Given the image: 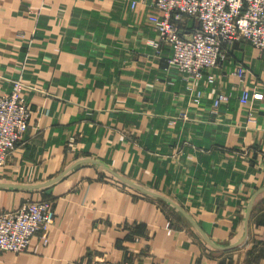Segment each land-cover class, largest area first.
Here are the masks:
<instances>
[{"label":"crops","instance_id":"crops-1","mask_svg":"<svg viewBox=\"0 0 264 264\" xmlns=\"http://www.w3.org/2000/svg\"><path fill=\"white\" fill-rule=\"evenodd\" d=\"M154 3L0 0V96L19 82L30 111L0 212L54 213L46 243L0 264H264V57L226 45L192 80L166 62Z\"/></svg>","mask_w":264,"mask_h":264},{"label":"built area","instance_id":"built-area-1","mask_svg":"<svg viewBox=\"0 0 264 264\" xmlns=\"http://www.w3.org/2000/svg\"><path fill=\"white\" fill-rule=\"evenodd\" d=\"M154 6L161 13L160 18L153 19L160 43L171 48L167 64L192 80L200 79L203 70L225 59L226 45L245 41L264 57V0H155ZM185 18L194 19L196 27L186 28ZM235 74L243 79L245 71L238 66ZM207 80L212 82V76ZM22 89L21 83L14 82L10 93L0 96V168L28 126L30 111L21 96ZM248 99V91L243 90L239 102L244 105ZM224 101L227 96L218 94L213 107ZM53 222L50 200H24L17 209L0 212V250L22 252L35 235L46 243ZM90 264L119 263L97 259Z\"/></svg>","mask_w":264,"mask_h":264},{"label":"rangeland","instance_id":"rangeland-1","mask_svg":"<svg viewBox=\"0 0 264 264\" xmlns=\"http://www.w3.org/2000/svg\"><path fill=\"white\" fill-rule=\"evenodd\" d=\"M237 245H234V246H232V247H230V248H225L224 249V252L226 253V252H230V251H233L234 250V248L236 247ZM26 250V249H25ZM24 250V251H25ZM0 252H11V251H3V250H0ZM23 252V251H22ZM11 253H20V252H11ZM94 260H97V259H94ZM93 260V261H94ZM99 260V259H98ZM102 260H106V259H102Z\"/></svg>","mask_w":264,"mask_h":264},{"label":"water","instance_id":"water-1","mask_svg":"<svg viewBox=\"0 0 264 264\" xmlns=\"http://www.w3.org/2000/svg\"><path fill=\"white\" fill-rule=\"evenodd\" d=\"M252 200H253V198L249 201V203H248V207H247V215H246V217L248 216V213H249V211H250V208H251V204H252ZM209 241V240H208ZM210 242V241H209ZM212 244V243H211ZM214 246V245H213ZM217 247V246H216Z\"/></svg>","mask_w":264,"mask_h":264}]
</instances>
